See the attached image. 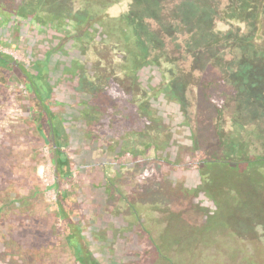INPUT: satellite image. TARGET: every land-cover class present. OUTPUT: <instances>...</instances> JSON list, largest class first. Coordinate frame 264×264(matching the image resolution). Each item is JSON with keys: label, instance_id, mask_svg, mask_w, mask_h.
<instances>
[{"label": "rangeland", "instance_id": "1", "mask_svg": "<svg viewBox=\"0 0 264 264\" xmlns=\"http://www.w3.org/2000/svg\"><path fill=\"white\" fill-rule=\"evenodd\" d=\"M254 1L174 0L157 10L163 19L158 28L138 14L149 56L167 61L165 68L176 71L185 88L188 123L172 125L182 141L175 145L157 140L150 126L135 120V98L142 92L130 82L121 92L107 77L108 89L125 97L102 114L90 113L102 121L96 130L87 122L83 109L91 103L94 79L106 75L122 53L102 35L77 42L70 17L80 14L81 0H0V53L30 69L48 59L46 101L58 118L68 119L42 148L52 156L60 146L70 157L68 179L80 202L84 249L79 261L62 250L43 264H264V71L250 67L263 54L264 0ZM127 2L119 0L107 13L120 14ZM62 4L70 10L61 22L49 14L62 11ZM70 58L81 63L78 74L64 72ZM253 87L257 92L247 96L261 98L262 105L241 93ZM28 95L15 79L0 87L1 136L29 117ZM51 156L38 174L56 207L58 171ZM72 229L80 236L75 224ZM6 263L21 261L14 256Z\"/></svg>", "mask_w": 264, "mask_h": 264}, {"label": "trees", "instance_id": "2", "mask_svg": "<svg viewBox=\"0 0 264 264\" xmlns=\"http://www.w3.org/2000/svg\"><path fill=\"white\" fill-rule=\"evenodd\" d=\"M118 1L81 0L80 14L78 12L77 17L74 15L70 17L75 20L77 42H86V40L89 42L90 39L102 35L105 36L106 42L119 46L118 50L125 55L124 61H118L110 71L106 72V75L94 79L97 84L93 81L90 95L93 112L88 102L83 109L87 115V122L93 123V130H96L97 124L102 121L91 118L90 113L102 114L108 111L114 102L125 97L119 95L117 91L108 89L107 76L119 85L121 92L124 89L121 87L122 79L131 80L130 82L139 86L142 92L139 99L135 98L138 101L139 111L135 120L139 118L144 129L150 126L157 140L168 142L173 140L175 145H179L182 141L179 137H175L178 132L173 131L172 125L181 129L188 123L185 88L180 83L178 73L165 68L164 64L167 61L149 56V47L137 29L138 24L143 25L138 22L139 13L132 12L118 17L107 13V8ZM251 1L255 4L254 0ZM161 4L162 0L154 3L156 12L166 9V6ZM249 5L250 8L253 7L251 3ZM63 6L62 4L59 7L62 11L57 10L49 15L54 17L58 15L62 22L65 18L63 13L70 10ZM54 17L49 16L50 26L54 22ZM159 17L157 20H160ZM61 22L55 24L56 28L62 29L59 26ZM69 33L71 31L66 29L63 32L68 36ZM2 42L0 40V43ZM60 45L63 47L64 42ZM261 51L263 54L258 55L259 58L249 66L255 69L260 67L264 71L263 45ZM0 54L4 56V58L0 57V87H5L14 79L25 85L30 92V95L25 97L31 110L29 117L18 120L9 133L0 135V264H9L6 260L13 261L14 256L21 261V264H43L44 260H53V255H59L62 250L68 252L75 261H79L84 249L79 238L85 239V227L80 226V202L74 194L75 183L72 179H68L71 174L70 157L60 146L53 149L55 152L52 156L45 154L42 148L43 144L49 143L53 135L57 134L58 124L68 123L67 117L60 115L58 118L59 114L53 110L54 104L46 101L51 94V85L46 81L49 72L48 59L38 60L33 69H30L23 67L21 63L19 66H14L11 61L17 62V59L13 55L4 52ZM80 64L78 60L76 64H72L71 69L67 67L66 71L75 74ZM42 74L46 75L43 79ZM243 77L247 82L249 81L245 75ZM84 83L85 81L80 78L79 85L84 86ZM96 86L101 87V93H94ZM252 90L256 93L258 89L253 87L241 93L245 94L249 102L262 105L261 98L254 97L250 100L247 96ZM84 133L88 138L89 128L85 129ZM126 150L130 151L131 148ZM48 156L52 157L58 171V178L54 184L58 189L59 197V200L55 201L56 207H53L46 197L47 187L38 174L39 165L45 164ZM59 222L62 228L58 226ZM73 224L80 236L73 231ZM60 234L62 238L59 242L56 237ZM48 235L49 238L43 242L42 240ZM84 242L87 244L86 240Z\"/></svg>", "mask_w": 264, "mask_h": 264}, {"label": "crops", "instance_id": "3", "mask_svg": "<svg viewBox=\"0 0 264 264\" xmlns=\"http://www.w3.org/2000/svg\"><path fill=\"white\" fill-rule=\"evenodd\" d=\"M137 1V4L136 2ZM151 1V0H150ZM148 1V0H128L126 6L124 7V9H122L119 13L115 15L114 17H118L121 15H125V14H130L132 12H136L137 14H142L145 15L144 17L149 19V21H155V23L157 24V28H158V13L156 12V7H154V3H157V0H153V1ZM174 0H162V4L161 5H165V6H171V3H173ZM180 1V0H179ZM150 2V3H148ZM179 3V2H178ZM134 4L136 5V7L138 9H134ZM175 5V4H174ZM126 12V13H125ZM113 16V15H112ZM162 17H159V19H161Z\"/></svg>", "mask_w": 264, "mask_h": 264}, {"label": "flooded vegetation", "instance_id": "4", "mask_svg": "<svg viewBox=\"0 0 264 264\" xmlns=\"http://www.w3.org/2000/svg\"><path fill=\"white\" fill-rule=\"evenodd\" d=\"M41 26H42V25H41ZM43 26H44V28H45V30H46L47 27H46L44 24H43ZM124 56H125V55L122 54L121 62L124 61ZM0 57H1V58H4V56H3L2 54H0ZM76 61H78L76 58H75V59H74V58H70V59H69V65H68L67 67L71 69V68H72V64H76ZM11 62H12V64H13L14 66H19V65H20L19 62H16L15 60H14V61H11ZM67 67H65L64 72H66ZM64 72H63V73H64ZM78 72H79V71L76 70L75 74H78ZM69 74H72V72L69 71ZM44 76H46V75H45V74H42V79H43ZM78 76H79V75H78ZM107 77H108V78H111L110 76H107ZM47 78H48V77H46V80H47ZM130 81H131V80H123V79H122V85H121L122 89H123V86L126 84V82L129 83ZM130 84H132V83L130 82ZM133 86H135V88H138V87H139V86L137 87L136 85H133ZM124 88H125V87H124ZM123 90H124V89H123ZM119 95H120V93H119ZM122 95H123V94H122ZM123 96H125V95H123ZM123 96H122V97H123ZM139 97H140V96H139ZM136 111L139 112L138 109H136ZM54 137H55V136L53 135V138H54Z\"/></svg>", "mask_w": 264, "mask_h": 264}]
</instances>
